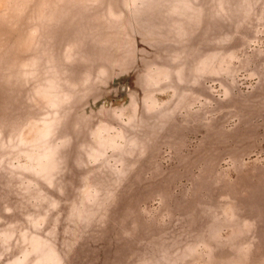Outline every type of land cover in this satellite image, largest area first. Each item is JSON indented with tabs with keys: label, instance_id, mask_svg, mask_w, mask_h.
<instances>
[{
	"label": "rangeland",
	"instance_id": "rangeland-1",
	"mask_svg": "<svg viewBox=\"0 0 264 264\" xmlns=\"http://www.w3.org/2000/svg\"><path fill=\"white\" fill-rule=\"evenodd\" d=\"M0 264H264V0H0Z\"/></svg>",
	"mask_w": 264,
	"mask_h": 264
},
{
	"label": "bare ground",
	"instance_id": "bare-ground-1",
	"mask_svg": "<svg viewBox=\"0 0 264 264\" xmlns=\"http://www.w3.org/2000/svg\"><path fill=\"white\" fill-rule=\"evenodd\" d=\"M173 19V18H172ZM189 30V29H188ZM162 38V37H161ZM194 40V39H193ZM188 43V42H187ZM195 43V42H194Z\"/></svg>",
	"mask_w": 264,
	"mask_h": 264
}]
</instances>
